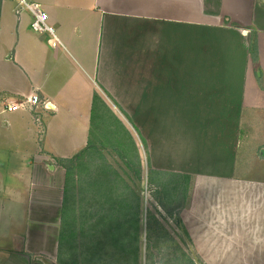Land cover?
<instances>
[{
    "label": "crops",
    "instance_id": "0c3cea01",
    "mask_svg": "<svg viewBox=\"0 0 264 264\" xmlns=\"http://www.w3.org/2000/svg\"><path fill=\"white\" fill-rule=\"evenodd\" d=\"M27 1L61 44L0 0V139L33 154L14 264H65L59 161L86 149L95 95L131 113L153 171L190 178L180 218L195 264H264V0ZM24 97L32 111H6Z\"/></svg>",
    "mask_w": 264,
    "mask_h": 264
},
{
    "label": "rangeland",
    "instance_id": "374dc122",
    "mask_svg": "<svg viewBox=\"0 0 264 264\" xmlns=\"http://www.w3.org/2000/svg\"><path fill=\"white\" fill-rule=\"evenodd\" d=\"M253 37L255 43H257L256 34ZM100 97L105 105L110 108V101L103 95H100ZM100 106L98 108L99 110H97L99 116L95 120L94 126L93 124L91 125L90 138L87 144L88 147L92 143V149L90 148L87 153H83L80 156L81 164L85 166L80 165V162L78 164L76 163V168L73 173L74 186L71 189L74 195L71 196V209L73 210L70 219L74 224V229L70 228L69 230L74 234V238H77L78 241L81 239V248L80 243L77 241L78 248L76 247V249H78L77 254L79 255L74 254L75 256L73 258L75 259L71 260L70 263L86 264L90 263V260H93L94 264H123L116 258H110L111 255H106L108 249L105 250L104 248L103 250L101 246L96 247L97 254H99L97 257L89 256L86 252V243L88 242L86 235H88L89 229L87 224L90 215L102 217L104 210L108 212L107 209L111 207L105 198H101L100 200L97 198L96 193L94 195V192H91L93 181L95 179L100 180L97 176L101 177V168L105 169L108 167L118 176L116 179L120 183L115 186L120 188L115 196L122 193L124 195V190H127L126 192L133 196L132 198L129 197L126 201L130 208H134V198H137V196L140 197V264H150L152 261L155 264L170 263L173 261V255L178 258V262H173V264H189L187 262L188 258L190 261H193L197 257L192 252L189 235L181 222L180 215L190 204L188 202L190 194L187 193V188L189 189L191 187L190 178L185 176L182 179H176L177 177L170 176L165 177L166 188L169 187L170 190L163 191L161 195L155 197V193L160 192L161 189L154 187L149 181V177L152 175L151 171L153 170L148 165L144 132L128 120L131 113L119 111H110V113H107L102 108V105ZM254 113L258 114L257 111H254ZM112 115L115 117L114 119ZM116 117L126 127L121 129L118 125L116 126ZM255 130V137L260 139L261 135L258 133L259 130ZM108 139H133L139 151L140 165H137L138 161L133 163L129 162L126 165L125 161L119 157L113 146L108 143ZM114 144L115 142H113ZM24 145L25 143L22 140H19L16 144L13 139H0V262L2 264H14L16 255L12 252L15 249L13 239L16 235H22L25 232L26 224L29 220L30 179L33 173V167L30 165V162L32 161L33 154L31 153L27 156L24 152ZM131 156L134 157V154ZM241 166H243V161ZM138 167L141 170L140 180L137 178ZM249 178L253 177L249 176ZM101 180L104 181L105 178ZM177 186H181V189H184V191L180 190L176 194L174 191H171V188L173 190ZM127 193H125L126 196ZM166 194H169V196ZM157 198L165 202L166 206L167 204L169 205L168 202L170 200H176V204L172 203L169 205L170 207L168 209L170 211L168 212L160 206ZM116 200L118 199L116 198ZM110 203H116V201ZM121 204V200L117 201V206L113 207H117L120 210ZM119 210L113 211L114 215H117L115 218L123 221L127 216L122 215L121 210ZM148 212H153L156 219L160 222V225H152L154 228L156 227V231L149 238L147 234ZM111 213L109 211L108 215H111ZM170 213H172L173 218H171L172 215ZM133 216L130 210L128 214L129 219L134 218ZM177 216H179L178 219L176 218ZM102 231L105 230L103 229ZM83 237L86 239L82 240ZM94 238L95 240H92L99 245L104 240L103 235H101V240L98 236ZM129 238L132 239V237ZM101 252L103 256H101ZM69 254L68 257L70 256ZM197 262L200 263L198 259Z\"/></svg>",
    "mask_w": 264,
    "mask_h": 264
},
{
    "label": "trees",
    "instance_id": "16d2710c",
    "mask_svg": "<svg viewBox=\"0 0 264 264\" xmlns=\"http://www.w3.org/2000/svg\"><path fill=\"white\" fill-rule=\"evenodd\" d=\"M250 51L256 61L255 41H253ZM100 105H102V108L107 113H110L109 109L107 108V106L105 105L101 97L99 95H95L94 109H93V114H92L93 126H94L95 120H97V117L99 116L97 110H99L98 108L101 107ZM114 118L115 117H113V119ZM115 122H116V126L118 125L121 129L124 128L123 125H121V123L117 119H115ZM108 141H109L108 143H110L111 146H113L115 151L118 153L119 157H121V159L125 161L126 165L129 164V162L133 163L135 161H138L137 165H140L139 151L133 139H108ZM113 142H115L114 145H113ZM92 146L93 145L91 143L90 146H88L83 152L79 153L72 159L59 161V164L66 170V180H65L66 184H65V191H64L65 196H64L62 227H61L60 244H59V248H60L59 258L61 259V262L65 264H72L70 263V261L75 259L73 257L75 255H79L77 254L78 249H76L78 240L77 238H74V234H72L69 230L70 228L74 229L73 227L74 224L72 220L70 219V216L72 215V210H73L71 209V206H72L71 196L74 195L73 190L71 189L72 186H74V177H73L74 174L73 173L76 168V163L78 164L80 162L79 163L80 165H84V164H81L80 156L83 153H87L90 150V148L92 149ZM132 154H134V157L131 156ZM151 174H152L151 177H149L150 183L154 187L161 189L160 192L155 193V197L161 195L163 191L165 192V191H168V189L170 190L169 187L166 188V185H165L166 180H164L165 177L167 176L174 177V178L177 177L172 174H168L164 172H156V171H151ZM114 175H115L114 172L110 168L108 167H106L105 169L101 168V177L97 176V178H100V180L95 179L92 183L93 187L91 188V192L92 193L94 192L93 193L94 195L97 194V198H99L100 200L101 198L102 199L105 198L111 207L107 209L108 212H105L104 210V215L102 217L90 215L89 222L87 224L89 229H88V235H86V238L88 240V242L86 243L87 244L86 252L89 256L97 257L99 254H97L96 247L101 246L103 250L104 248L105 250L108 249L106 255L107 254L111 255L110 258H114V259L116 258L118 259L120 263L122 262L123 264H133V263L140 264V246H139L140 219H141L140 213H139L140 212V197L137 196V198H134L135 199L133 202V204H135L133 205L134 208H130V206H128L126 201L129 199V197L132 198L133 196L127 193L126 192L127 190H124V192L127 193V196L125 193L124 195L122 193V194H118L115 196V194L119 192V189H120L115 186H117V184H120V183L116 179L118 176L117 175L114 176ZM140 175H141V170L138 167L137 169L138 180H140L141 178ZM103 178H105L104 181L101 180ZM167 184L169 183L167 182ZM180 190L184 191V189L183 190L181 189V186H177L173 190L171 188V191H174L175 194ZM187 193H188V188H187ZM166 195L169 196V194H166ZM116 198L118 200H116ZM120 200L122 202L121 207H120L121 214L127 216L125 219H123V221H119L117 218H115L117 217V215L115 216L113 212L114 210H119V208L113 207V206H117V201H120ZM115 201L116 203H110V202H115ZM157 201L159 202L160 206L163 207L168 212L170 211L168 209L170 207L169 205H171L172 203L176 204V200L174 201L170 200L168 202L169 205L167 204V206H166V203L161 201L160 198H157ZM130 210H131V215H134L133 216L134 218L132 219H129L128 217ZM109 211L112 212L111 215H108ZM170 214L172 215V213ZM97 218L98 220H96ZM176 218L178 219L179 216H177ZM153 224L160 225V222L156 219V216L153 212H148V218H147L148 238L150 237V235H153L154 232L156 231V227L154 228V226H152ZM103 229L105 231H102ZM101 235H103L104 240L102 241L101 245H99L93 240H95L94 237H97V236L101 240ZM129 237H132V239ZM86 238L83 237L82 240ZM80 240L78 241V243H80ZM80 248H81V243H80ZM68 254L70 255L69 257H68ZM101 256H103L102 252H101ZM173 262L175 263L178 262V258L174 257V255H173V261L170 263H166V264H173ZM187 262L189 264H195V262L190 261L189 258L187 259ZM86 264H94V261L90 260V263H86ZM150 264H155V262L152 261Z\"/></svg>",
    "mask_w": 264,
    "mask_h": 264
},
{
    "label": "built area",
    "instance_id": "2783aa9c",
    "mask_svg": "<svg viewBox=\"0 0 264 264\" xmlns=\"http://www.w3.org/2000/svg\"><path fill=\"white\" fill-rule=\"evenodd\" d=\"M19 3L22 9L30 11L33 15V22L31 24L32 30L38 34H48L50 36L48 44L53 48H57L59 44H61L60 40L57 36L55 28L48 23V15L45 13L42 6L40 4L32 3L27 0H19ZM37 104V97H24V99H22L21 101L6 105V111H32V109L37 106ZM52 162L57 164V162L54 160Z\"/></svg>",
    "mask_w": 264,
    "mask_h": 264
}]
</instances>
